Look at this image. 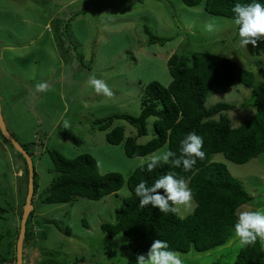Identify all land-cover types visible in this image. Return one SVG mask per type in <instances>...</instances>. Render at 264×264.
Instances as JSON below:
<instances>
[{
  "label": "rangeland",
  "instance_id": "374dc122",
  "mask_svg": "<svg viewBox=\"0 0 264 264\" xmlns=\"http://www.w3.org/2000/svg\"><path fill=\"white\" fill-rule=\"evenodd\" d=\"M205 1L188 7L180 0H0L1 113L8 132L32 152L37 182L34 213L26 228L28 232L32 227L33 238L28 240L27 235L23 240L24 264H34L31 246L35 240L38 264H126L131 251L124 235L109 240L100 225L117 222L115 210L124 207L127 187L97 201L75 197L62 204L41 203L40 197L57 176L47 150H56L66 158L90 154L99 173L117 172L126 179L141 159L167 145L146 156L130 158L122 142L109 144L105 135L120 126L126 138H134L136 128L125 120L113 119L100 130L95 122L116 114L137 116L142 86L151 81L166 86L171 81L166 65L169 56L189 58L192 52H211L251 70L255 81H264L262 39L255 46L247 45L246 50L238 47L233 19L207 13ZM209 22L216 25L213 32L205 30ZM146 27L152 35L170 40L162 46L149 44ZM90 73L107 83L112 97L96 94L87 86ZM40 82H47V91L36 90ZM250 95L251 89L243 85L223 93L210 91L205 106L217 102L235 105L226 114L233 126H238L255 110L241 105ZM153 120L148 118L147 134L138 137L137 143L152 138ZM19 154L0 136V256L11 259L12 264L16 263V242L10 236L14 235V221L19 227L25 192L15 174L18 167H25ZM212 161L224 163L253 198L238 207L237 219L243 211L264 206V153L244 164L233 163L220 153ZM194 205L192 199L188 206H177L176 212L184 217ZM37 220H54L63 232L58 233L53 225L42 226V222L36 225ZM67 228L69 235L64 231ZM8 240L13 244L11 249ZM261 248L264 254V241ZM239 249L232 231L217 248L182 254L185 264H233Z\"/></svg>",
  "mask_w": 264,
  "mask_h": 264
},
{
  "label": "trees",
  "instance_id": "16d2710c",
  "mask_svg": "<svg viewBox=\"0 0 264 264\" xmlns=\"http://www.w3.org/2000/svg\"><path fill=\"white\" fill-rule=\"evenodd\" d=\"M180 1L183 5L192 7L198 5L201 0ZM251 2L252 0H206L204 10L215 16L233 19L232 8L235 4ZM144 33L149 44L157 43L162 46L170 40L152 35L147 27ZM63 35L61 32L60 38ZM261 39L264 45V37ZM166 65L171 81L166 86L158 81H151L142 86L140 112L137 116L116 114L97 120L95 124L100 130H104L113 119H122L135 127L134 138H126L120 126L105 135V140L109 144L117 145L122 142L124 153L130 158L146 156L163 145H167L168 149L179 156L181 140L186 134L195 132L203 137L204 144L201 150L205 152V157L197 158L192 171L186 172L182 167L175 168L169 163L160 164L149 172L146 166L139 165L125 179L117 172L99 173L96 161L90 154L66 158L56 150H47L52 170L57 176L51 180L40 197L41 203L62 204L72 201L75 197L97 201L107 195H116L124 185L127 187L129 195L123 199L124 207L115 210L118 215L117 222L100 225V230L109 240H113L119 234L124 235L126 246L131 251L126 264H136V257L146 254L152 242L157 239L166 240L171 250L180 253H187L191 249L205 252L223 245L237 221L236 210L253 198L242 183L230 174L224 163L212 161V158L220 153L233 163L244 164L264 153V81H255L251 70L243 68L230 58L211 52H192L189 58L172 54ZM237 85L251 89L250 98L241 105L244 108L253 107L255 110L241 124L233 126L226 112L235 109V105L217 102L207 107L205 102L208 92L223 93L229 87ZM148 118L154 119L153 136L148 142L139 144L137 138L147 134ZM0 136L9 143L1 133ZM21 145L31 157L32 152L28 147ZM21 170L25 185L23 205L28 181L26 162ZM169 172L183 177L192 190L195 207L184 217H180L177 212L163 213L151 205L141 208L139 197L135 194V187L141 181L151 186ZM33 185L34 196L37 185L35 171ZM21 213L22 208L19 210L20 218ZM33 213L34 209L26 221L24 240L27 235L28 240L33 238L32 227L28 232L26 230L28 219ZM37 222L38 220L37 225L40 222L52 223L61 230L54 220ZM13 229L14 235L10 237L15 238V243L19 227L16 229L14 226ZM64 231L69 235L68 228ZM7 246L10 249L13 247L10 240ZM12 262L11 259L0 256V264ZM74 262L78 260L75 259ZM233 264H264L261 241L258 239L253 245L240 247Z\"/></svg>",
  "mask_w": 264,
  "mask_h": 264
},
{
  "label": "clouds",
  "instance_id": "9594fccd",
  "mask_svg": "<svg viewBox=\"0 0 264 264\" xmlns=\"http://www.w3.org/2000/svg\"><path fill=\"white\" fill-rule=\"evenodd\" d=\"M233 23L237 26L239 36L238 47L245 49L251 44L255 46L257 41L264 37V2L252 0L249 4L237 3L232 8ZM205 30L213 32L216 28L214 22L205 24ZM86 84L96 94L112 97L113 92L107 83L96 76L95 73L88 75ZM47 82H40L36 85L38 92L48 90ZM64 127L68 122L64 121ZM204 144L203 137L195 132L188 133L180 142V155L165 146L156 154L150 155L147 159H141L140 167H145L151 172L160 164H171L175 168L182 167L184 171H192L197 158L203 159L205 152L202 151ZM158 190H163L158 191ZM135 194L139 197V205L144 208L148 205L158 208L163 213L177 211V206H188L192 201V190L189 188L183 177L176 173L169 172L161 176L151 186L141 181L135 187ZM234 240L238 246L253 245L257 240L264 241V206L255 210L243 211L233 227ZM136 264H185L183 254L171 250L166 240H154L146 254L136 257Z\"/></svg>",
  "mask_w": 264,
  "mask_h": 264
},
{
  "label": "water",
  "instance_id": "95a60500",
  "mask_svg": "<svg viewBox=\"0 0 264 264\" xmlns=\"http://www.w3.org/2000/svg\"><path fill=\"white\" fill-rule=\"evenodd\" d=\"M0 133L2 134L4 139H6L12 145V147L23 156L28 171L27 192L20 218L19 233L17 236L16 247H15L16 250L15 264H23L22 251H23V240L25 237L26 221L30 212L33 209L32 199H33V191H34V185H33L34 169H33V163L31 157L27 154L26 150L22 147V145L18 141H16V139L8 132L2 117L1 105H0Z\"/></svg>",
  "mask_w": 264,
  "mask_h": 264
},
{
  "label": "crops",
  "instance_id": "0c3cea01",
  "mask_svg": "<svg viewBox=\"0 0 264 264\" xmlns=\"http://www.w3.org/2000/svg\"><path fill=\"white\" fill-rule=\"evenodd\" d=\"M15 174L17 175V177L19 176V178H20V181L23 183V181H22V170H21V168L20 167H18V172L16 173L15 172ZM23 198V197H22ZM23 200V199H22ZM19 202V201H18ZM21 205H22V203H21ZM194 207H195V205H194ZM37 225V224H36ZM42 226H45L46 227V225H53L52 223H43V224H41ZM14 226H17V220H16V222L14 221ZM54 226V225H53ZM39 227V226H38ZM55 227V226H54ZM55 229L57 230V232L58 233H62L63 231V228H62V230H58L56 227H55ZM65 230V229H64ZM66 235V234H65ZM8 242H9V240H8ZM219 247V246H218ZM215 248H217V247H215ZM31 249H33V251L31 252V255L33 256V258H34V264H38L37 263V258H36V256H38L40 253H39V248H38V246H37V244H36V240L34 241V243H33V245L31 246ZM214 249V248H213ZM23 264H24V261H23ZM29 264H33V262H31V263H29Z\"/></svg>",
  "mask_w": 264,
  "mask_h": 264
}]
</instances>
